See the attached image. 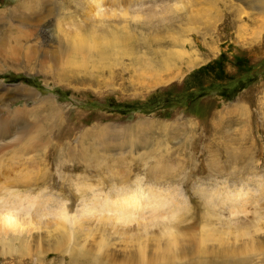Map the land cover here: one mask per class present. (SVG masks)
<instances>
[{"label": "rangeland", "instance_id": "1", "mask_svg": "<svg viewBox=\"0 0 264 264\" xmlns=\"http://www.w3.org/2000/svg\"><path fill=\"white\" fill-rule=\"evenodd\" d=\"M98 1L102 15L92 0H0V86L31 95L0 102V128L12 130L0 136V189L35 194L14 182L42 166L69 180L62 197L74 198L73 215L123 186L164 202L163 222L143 236L136 222L128 232L91 222L70 249H44L43 264L93 262L100 241L111 264H140L126 249L142 240L150 264H264V0ZM77 34L99 38L108 56L97 45L73 51ZM31 141L33 151L15 152ZM88 146L101 162L92 169L81 159ZM85 188L94 191L76 200ZM19 241L0 243V264H40ZM173 241L185 251L164 262Z\"/></svg>", "mask_w": 264, "mask_h": 264}, {"label": "bare ground", "instance_id": "2", "mask_svg": "<svg viewBox=\"0 0 264 264\" xmlns=\"http://www.w3.org/2000/svg\"><path fill=\"white\" fill-rule=\"evenodd\" d=\"M92 1H93V4L91 5L95 7V9L97 10V14L102 15L101 12L104 11V9L102 8L103 2L98 1V0H96V2L95 0H92ZM119 4H121V2ZM112 14L113 13H111L110 15ZM128 23H130L129 20H128ZM50 26H47L44 29L43 31L44 36L49 37L52 35L51 31H53V28H51ZM113 33L114 34L112 35V37L114 36V37H117L118 39L122 38V33H120L119 31H116ZM95 39L97 38L94 37L92 34L87 39H85V37L79 34L76 37L75 42L77 44L75 45V48L73 51L79 52L80 50H82V46L84 45L85 47L86 44L90 46L97 45L99 46L98 50H99L100 55L108 56L109 49H106L107 48L106 46H105L106 48H103L104 45L102 42H100L99 38L97 39V41ZM104 44L113 45L112 42H109V41H105ZM27 89H30V88L27 86H23L21 84L15 85L12 87L1 85L0 86V93H1L0 102H3V104H5L8 100L11 101L16 97H21V96L29 97L31 95L24 91ZM32 90L33 89H31V91ZM5 106L9 107L8 104L4 105V107ZM3 128L4 127L0 128V136H4L3 134H6V133L12 134V130L5 129L3 131ZM35 145L36 144L34 141L28 142L23 147H20L21 149L19 148L15 150V152L17 153L21 152L24 155L28 153L29 151H31L32 148L34 149ZM93 147L94 145L90 149L95 150L93 149ZM85 150L86 151L83 150L81 153V155H83L81 156V159L82 158H84L85 160L89 159V161L87 162L88 168L92 169L93 163H96L97 165L101 163L99 162L100 157L99 159H98V156L97 158H95L96 155L92 157L93 154L89 153L90 152L89 146ZM68 155L69 154H67V156ZM41 161H43L42 165H46L48 160L46 158V160L42 159ZM60 163H61V166L58 164L60 167V170L67 168L66 166H64L65 162L60 161ZM41 167L39 168L40 170L37 172H31L27 170L26 173H22V176H21L22 180L17 179L14 182L18 186H27L26 188L32 187V190L35 191L34 192L35 194H32L31 192L27 194L18 193L15 189L11 188V186L13 187L12 185L13 182H7L5 186L3 185L4 189L2 190L0 189L1 192L3 191V193H1L3 194V196L0 198L1 200L0 201V243L5 244L10 241L11 245L16 246L14 245V241L20 240L18 242L20 243V246H21L20 249L24 248L25 250L28 251V253H30L29 251L34 250L36 252V255L38 257L37 259L39 260L40 264H43L44 257H41L40 255L41 253H43L44 249L46 251V255H48L50 252H60V251L62 252V250L69 248V246L72 245L70 244L72 243L71 241L73 239L78 240L79 239L78 237L81 236L80 234L86 229V227L92 224L91 222L96 223V227L98 229L100 228L105 231L106 230L116 231L118 229H121L123 230V232H126V231L128 232L133 225L132 223L136 222V224L138 223L139 229L141 231V233L139 232V235H142V236L144 233H148L149 227L153 222H163V219L159 217L160 215L159 213H162L164 212L163 210H165L164 202H162L161 200L152 199L150 195L142 188L140 189L131 188L130 190L127 188L122 189L124 188L123 186L121 187V189H118L115 193L110 194L111 197L107 195L104 196L103 198L99 196H95V198L97 197L98 199L97 201H99V199L102 200L101 203H96L95 198L93 199V201H89V202H88L89 199L85 200L84 204H81L82 208H80L81 207L80 206L76 210V211L79 210V213H76L73 215L71 211L73 210V207H74L73 205L75 202L74 198H71V202H70V196L66 195V198L62 197L64 196L65 194L64 192L66 190V188L64 190V187L68 186L72 188V185L70 184V182H68L67 184L68 179L66 178L64 174H60L59 177L57 178L55 175L50 174L48 172V168H41ZM48 167L50 168V166ZM107 169L110 171L109 175L106 177L107 182L110 183V185L115 184L116 178L113 177V174H112V172H115L114 169L112 168V166L111 167L107 166ZM26 176H29V179H25ZM56 183H59L61 185L60 195H55L51 193V190L50 191L48 190L49 193L48 192L46 193L47 188L52 189V186H54ZM42 185H43V188L39 189ZM84 186H87V185L85 184ZM37 189L39 190L37 191ZM85 190H88V192L85 193L83 191L82 193L78 191L79 194H75L72 192L73 196L76 197V200L79 199L80 196L82 197V196L88 195L87 193H90L91 191L88 188H85ZM136 191H139V192H136ZM93 194H95V192ZM68 197H69V200H68ZM88 204H90V206ZM99 204H101L100 207H98ZM157 213L159 215H157ZM43 227L46 228L45 229L46 233H44V235L42 236L40 234V237H37L35 235L32 241H29L28 237L31 236L32 230H35L36 228L42 229ZM167 228H168L167 232L169 233L173 232V230H171L172 228H170L169 226ZM207 233H209L208 234V237H209L212 235L213 232L210 230ZM247 234L249 235L250 232H248ZM201 237H204V233H201ZM263 239H264V236H263ZM76 240L74 241L75 243L77 242ZM10 243H8V246H10L9 245ZM78 243H80V240ZM177 243L179 242H175L174 245L171 246L172 248V251H170L171 254H168L165 256V258L163 259L164 262H166L167 258L172 259L173 261L175 258L181 257L185 249L182 248L181 246L178 247L176 245ZM106 244H108V242L100 241L99 246L95 247L97 250H94L91 253L88 251L89 254L94 255V260L92 259L93 262H89L86 258L83 260L79 256L73 257L74 256L73 255L71 257L73 263H70V264H100L103 262H106L107 264H111L110 259H109L110 256H112V254L110 253L111 247L109 248L110 245H106ZM169 244L172 245L171 241H169ZM85 245L86 244H83V245L81 244L82 247L79 245L81 248L77 250L79 254H76V255H80V256L86 255L85 253L87 252V250H86ZM146 245H147L146 241L142 240L141 242L138 243L136 249H126V250L127 251L129 250L130 252H132L133 250H137L135 256L133 255L134 257H137V262L140 264H150L151 261L148 258L149 256H147V252L149 250H148V247H146ZM83 246L85 248H83ZM10 247H9V251H10ZM75 247L77 248L76 244H75ZM101 248H105L103 253L99 252ZM34 251L32 253L33 255L35 254ZM70 252H73V250ZM94 252L96 253L94 254ZM130 252L123 253L124 255H121V257L128 256V253Z\"/></svg>", "mask_w": 264, "mask_h": 264}]
</instances>
